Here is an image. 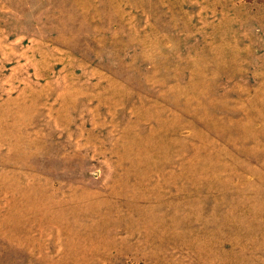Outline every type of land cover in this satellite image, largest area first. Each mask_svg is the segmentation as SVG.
<instances>
[{
  "label": "rangeland",
  "instance_id": "374dc122",
  "mask_svg": "<svg viewBox=\"0 0 264 264\" xmlns=\"http://www.w3.org/2000/svg\"><path fill=\"white\" fill-rule=\"evenodd\" d=\"M0 264H264V0H0Z\"/></svg>",
  "mask_w": 264,
  "mask_h": 264
}]
</instances>
